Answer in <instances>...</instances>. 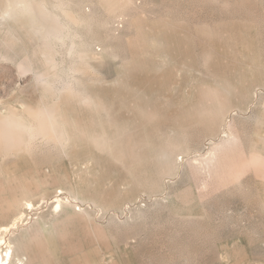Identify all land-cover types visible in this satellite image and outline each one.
Instances as JSON below:
<instances>
[{
    "label": "rangeland",
    "instance_id": "rangeland-1",
    "mask_svg": "<svg viewBox=\"0 0 264 264\" xmlns=\"http://www.w3.org/2000/svg\"><path fill=\"white\" fill-rule=\"evenodd\" d=\"M31 1L65 39L48 65L26 21H0V112L46 105L67 139L0 152V199L13 176L45 223L63 183L97 205L40 263L264 264V0Z\"/></svg>",
    "mask_w": 264,
    "mask_h": 264
},
{
    "label": "bare ground",
    "instance_id": "bare-ground-1",
    "mask_svg": "<svg viewBox=\"0 0 264 264\" xmlns=\"http://www.w3.org/2000/svg\"><path fill=\"white\" fill-rule=\"evenodd\" d=\"M0 3V14L3 13L5 5L7 3H26L31 6V11L28 15H16L13 18L9 19L0 18V21H4L5 23L7 22L5 20L12 19L15 21V24H22L20 22L21 19L26 21V24L24 26L27 27V29L36 36V39L39 37V40H41V49L40 47H36L40 51L43 50L44 54L42 55H44V59L46 58L45 60L47 61L48 65L53 64L51 63L53 57L49 53V51H51V49L49 48V43L53 41L63 43L66 32V25L63 21H61V17L59 16L60 13L56 14L52 9L49 10L46 7L47 5H44L42 1V4H39V2L38 4H34L31 0H1ZM55 8H57V10L59 11L63 7L62 5L57 4ZM113 9L114 5L111 1L108 3L106 10L111 12L113 11ZM62 11L61 14L64 16V18L66 17L68 19L69 16L65 15L68 14V12L66 13L65 11L63 14ZM80 12L82 14V11ZM74 13L73 15L76 16V14ZM67 21H69V19ZM15 24H13V27ZM16 25L15 27H18ZM23 29L22 31H25ZM25 32L29 34L27 31ZM35 41L37 40H34V42ZM72 45H69V47H71L68 50V54L73 51ZM48 49L50 50L47 51ZM47 55H50L52 59ZM36 80L38 82H44V77H42L41 75H37ZM62 85H64V88L67 87L68 89H70L69 84L63 83ZM63 89L62 91H67ZM27 105L23 106L22 112L24 111V114L26 112V116L28 119L21 115L22 113L20 114L19 112L18 114L11 109L0 112V152H16L35 141H39L41 145L45 146L58 145L59 147L61 145L60 147H62L67 139V134L64 131V127L67 125V121L62 113L59 114L55 110L44 107L46 105L37 108ZM258 125L260 134H258L257 138L261 141H264V116L258 121ZM84 133H86V131H84ZM223 133L226 134V132ZM92 136L93 137L91 141L94 143L100 142L102 139L101 136ZM87 138L90 140L89 136ZM256 160L257 156L254 154V158L252 159V161L255 162ZM6 180L8 182V185L6 186L7 190H12V194L9 198H6L5 196L4 198L1 195L4 199H2V197L0 199V264H39L41 262V259H47L48 256L52 255V252L49 250V248L57 240V238L64 236L63 232L60 230V227H63L62 223L65 220L88 216V214H86L87 212H85L86 206L90 207V210H92L93 208H97V205L95 203L82 198L72 185L63 183L60 191H63L62 193L65 195L64 199L67 200L65 202L68 203V206H66V203L64 206V203L60 200L61 198L57 197V193V195H55L57 199L55 198L56 201H54V204L52 205V216L54 217V221L52 223H45L43 218H33V216L36 214L35 210L37 209L35 208V203L31 199L32 197L37 196V194L40 193L39 186L32 181L22 182V180L15 179L13 176L9 177ZM40 200L45 204L47 203V201H49L46 200L45 197H41ZM17 205L22 207V211L16 210L15 206L17 207ZM76 208H78V210ZM38 209L40 210L41 208ZM66 209H69L71 213H68L67 215L64 214ZM33 211H35V214L32 216ZM95 211L97 215L98 210ZM26 214H28L30 217L27 218ZM60 216L61 218L59 220Z\"/></svg>",
    "mask_w": 264,
    "mask_h": 264
},
{
    "label": "clouds",
    "instance_id": "clouds-1",
    "mask_svg": "<svg viewBox=\"0 0 264 264\" xmlns=\"http://www.w3.org/2000/svg\"><path fill=\"white\" fill-rule=\"evenodd\" d=\"M31 6L26 3H7L0 18L9 19L16 15L30 14Z\"/></svg>",
    "mask_w": 264,
    "mask_h": 264
}]
</instances>
